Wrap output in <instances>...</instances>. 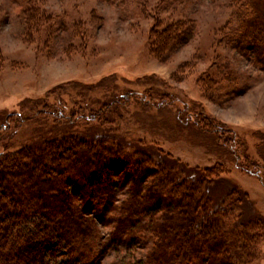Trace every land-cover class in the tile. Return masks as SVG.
I'll use <instances>...</instances> for the list:
<instances>
[{
	"label": "rangeland",
	"instance_id": "obj_1",
	"mask_svg": "<svg viewBox=\"0 0 264 264\" xmlns=\"http://www.w3.org/2000/svg\"><path fill=\"white\" fill-rule=\"evenodd\" d=\"M31 6L35 18L26 23L24 12ZM237 7L236 0H0V152L38 138L31 133L40 125L48 129L55 117L38 116L43 109L88 115L127 93L130 98L120 100L115 115L110 108L103 116L111 120L107 127L113 133L153 144L191 167L220 162L226 169L221 178L247 192L264 217V149L253 147L264 140V58L226 40ZM187 17L195 22L193 37L160 61L150 44L155 20ZM162 95L175 100L158 103ZM197 112L226 127L242 163L247 150L252 161L263 165L260 176L239 168L230 153L234 149L219 147L212 133L191 120ZM9 117L28 120L9 126ZM79 121L83 127L87 120ZM113 170L112 179L119 182L112 188L114 205L104 211L81 208L92 234L84 241L89 264L138 262L154 241L148 220L123 244L113 234V213L118 212L110 209L130 197L131 183L121 181L122 167ZM37 221L25 223L29 234ZM66 245L61 239L48 243L47 264H74ZM257 248L251 264H264V238Z\"/></svg>",
	"mask_w": 264,
	"mask_h": 264
},
{
	"label": "trees",
	"instance_id": "obj_2",
	"mask_svg": "<svg viewBox=\"0 0 264 264\" xmlns=\"http://www.w3.org/2000/svg\"><path fill=\"white\" fill-rule=\"evenodd\" d=\"M236 1L238 7L228 24L226 40L239 49H253L261 60L264 0ZM24 13L26 23L35 18L32 6ZM194 32L191 18H157L150 30L151 51L160 61H166ZM121 98H112L111 104L92 109L88 115L74 110L66 115L61 110L43 109L38 116L54 114L51 126L46 129L40 125L31 133L40 134L38 138L33 137L16 150L7 146L0 152V264H47L44 249L60 239L69 247V259L74 264H89L92 258L84 250V241L87 244V237L92 234L86 228L81 208L92 205L104 211L108 204L114 205L112 188L119 182L112 179L113 166L123 168L121 181L131 182L129 199L110 209L118 212L113 213V234L123 244L128 236L137 233L141 221L148 220L154 236L144 259H130L125 264L254 262L258 243L264 238V217L255 211L247 192L221 178L226 169L220 162L204 168L191 167L170 158L153 144L113 133L107 127L111 120L103 116L110 108L115 115L120 100L127 101L130 96L124 93ZM149 100L147 97L145 103ZM173 100L171 95H162L158 103ZM80 119L87 120L83 127ZM212 119L199 112L191 117L201 130L212 133L219 147L223 144L234 149L229 131ZM7 121L11 126L23 120L9 117ZM90 121H98V125ZM249 147L247 143L248 152ZM253 147L257 151L264 149V140ZM230 153L239 168L260 176L258 171L263 165L252 161L247 150L244 163L236 149ZM224 187L225 192L219 195ZM31 218L38 221L34 223L36 230L29 234L25 223Z\"/></svg>",
	"mask_w": 264,
	"mask_h": 264
}]
</instances>
